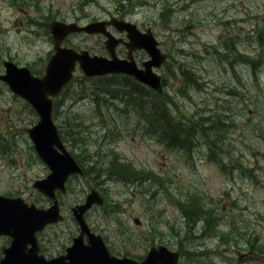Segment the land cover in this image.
<instances>
[{
  "label": "rangeland",
  "instance_id": "1",
  "mask_svg": "<svg viewBox=\"0 0 264 264\" xmlns=\"http://www.w3.org/2000/svg\"><path fill=\"white\" fill-rule=\"evenodd\" d=\"M139 1L142 6L121 7V11L129 18L151 22L156 29L165 32L163 41L169 45V59L163 70L166 89L162 99L175 105L183 115L212 116L221 122L223 128L216 126L212 120L208 126L215 131V135L210 136L203 129L202 134L214 139L218 147L219 140H224V147L231 153L227 156L230 160L226 162V168L234 169L236 164L240 167L241 173L236 179L240 185L221 174L208 180L211 172L206 162H199L198 157L194 160L197 162L195 167H187L172 153L145 138L141 124L132 118L128 119L125 134L110 135L109 139L117 142L110 150L114 153L110 159L111 166L101 167L103 156L93 153L102 143L97 134L99 127L94 126L98 119L84 121L111 115L112 108V116L121 118L123 123L126 117L132 115V110L137 111L131 105L114 107V104L101 101L92 104L86 98L88 92L80 89L84 82L78 70L72 81L78 88L69 90L72 98L67 102L68 119L62 123L61 130L67 148L77 160L79 158L89 164L91 176H100L105 181L107 199L104 211L90 213L89 220L95 229L98 230L97 226L104 229L102 234H106L110 249L116 253L140 256L149 244L166 242L181 252V264H253L240 262L238 255L235 252L232 255L229 248L212 253L218 250L217 247L212 248V241L201 242L202 239L196 238V235L209 233L210 228L203 219V207L214 202L216 206H224L225 218L215 221L213 228L223 233L225 243L239 244L240 251H244L250 248L253 241L252 228L259 227L258 233L264 234V182L251 186L246 181H240L241 178L249 180L251 176L254 179L264 176V0H133L129 4ZM120 3L121 0H0V15L3 16H0V32L12 27L15 14L26 18L28 11L22 9L24 5H31V16L45 11L46 15L52 13L78 21V16L85 17L90 12L115 11ZM19 8L20 11L17 10ZM254 28L260 36L249 40L248 34L256 33L252 31ZM21 37L24 39V33L15 34L12 30L0 33V40L10 45L12 52L16 51L14 47H17ZM79 38L72 41L78 43ZM39 47L35 40V50ZM39 53L38 49L35 54ZM183 57H187L202 75L198 86L185 81L186 78L177 69L180 64L178 58ZM222 59H225L224 64ZM234 85H238L242 93L231 91L229 87ZM244 86L246 88L242 89ZM74 95L78 97L74 98ZM243 101L245 103H240ZM61 110L58 107V112ZM226 119L229 123L225 122ZM83 126L90 131L87 137L94 145L86 147L78 144ZM250 136L251 140L248 139ZM16 139L24 149L13 145L15 163L0 166V193H19L42 205L44 199L30 182H23L24 178L20 175L24 173L34 179L41 177L45 174L44 165L34 156V161L26 170L27 143L21 130ZM3 141L1 149L8 154L9 148ZM237 147L247 148L246 153L252 158L237 161L234 155ZM119 154L131 160L130 166L122 161ZM189 154L185 153L181 159H187ZM248 163L254 165L253 171L248 168ZM226 174L236 176L237 172ZM130 176L133 180L128 179ZM150 176L149 183L147 178ZM220 186L224 188L223 193L219 192ZM235 191L239 193L237 200L233 198ZM66 198L69 202L78 198L74 179L69 183ZM69 216L67 209V217L60 227L46 228L40 234L45 251L57 250L70 243L77 230ZM134 217L138 218V224L133 222Z\"/></svg>",
  "mask_w": 264,
  "mask_h": 264
},
{
  "label": "water",
  "instance_id": "2",
  "mask_svg": "<svg viewBox=\"0 0 264 264\" xmlns=\"http://www.w3.org/2000/svg\"><path fill=\"white\" fill-rule=\"evenodd\" d=\"M103 24V22H102ZM120 28H126L134 40L133 30L128 23L119 22ZM56 46L63 36L73 31L101 32V22H89L77 25L74 22L51 23ZM145 37V36H144ZM141 45L150 52L152 59L144 63V69H138L132 60L118 62L95 56H89L86 51L79 53L73 48L58 49L47 66L43 78L28 76L25 79L10 81L11 88L27 98L40 115V121L28 130L37 155L48 166L50 172L46 177L35 180L33 185L48 197H54V189L65 191L64 183L72 173L82 174L81 168L73 157L63 148L57 130L50 120L51 102L47 94L56 93L70 78L75 62L87 75L104 74L107 72H124L133 75L136 79L146 83L158 92L161 91L159 76L152 72L151 66H158L164 59L157 49L155 42L142 40ZM54 146L62 150L59 153ZM92 203H102V199L95 190L86 196V202L72 207L75 220L81 227L79 236L73 238L72 244L67 247L65 255L46 259L39 255L35 232L42 229L48 222H55L62 216L54 203L48 208H37L33 204L27 205L20 198H6L0 196V233L12 236L10 248L0 264H176L178 251L170 250L165 245L151 246L146 256L137 261L129 257H116L109 253L101 236L89 232L88 225L83 217V210ZM79 208V213H78ZM134 218V222L137 223ZM89 236L88 244L82 241V234ZM27 243L31 244L27 248Z\"/></svg>",
  "mask_w": 264,
  "mask_h": 264
},
{
  "label": "flooded vegetation",
  "instance_id": "3",
  "mask_svg": "<svg viewBox=\"0 0 264 264\" xmlns=\"http://www.w3.org/2000/svg\"><path fill=\"white\" fill-rule=\"evenodd\" d=\"M29 5H26V7ZM49 16V15H48ZM107 15H103L102 17H98L97 20L105 19ZM24 16L20 17L19 22L25 23V34L33 38L34 35H37L38 41L43 43V45L39 48V51L41 54H38L37 57H35V52L31 49H26V51H22V46L25 43L23 40H19V43L17 47H14L16 51L12 52L11 51V46L1 42L0 43V75L5 73L6 70V62L10 61L15 63L18 66H25L28 67L29 70L33 74L41 75L44 72V67L45 64L50 57L52 53V47H53V40L50 34V29H49V20L47 21H42L38 20L37 23L35 22L34 16L30 18H25L23 19ZM108 30L117 38L123 37V34L118 33L113 27H108ZM79 37V36H78ZM67 39H64L62 41V45H65L67 43ZM87 48L92 52V53H97L101 55H106L109 56V52L106 48V45L104 44L103 37L100 35L95 36V39L89 43L86 44ZM45 47V48H43ZM114 53L118 57H126L127 55V49L124 46L122 42H119L115 47H114ZM132 54L136 60H139L141 58H146V54L143 50L135 49L132 51ZM54 118L58 119L59 122L63 118H65V94L63 91L59 92V95L54 97ZM0 161L5 162L7 161L6 153H4L1 149V137L4 135L3 133V124H5V127L7 128V125L10 124V128L13 126L14 123H19V122H33L36 118L35 112L22 100V98L12 94L7 85L0 80ZM240 103H245L240 102ZM240 103H237V105H240ZM57 104L59 106H57ZM158 104H161V102H158ZM58 107H60L62 110L58 112ZM56 112L58 114H56ZM163 117L159 116L157 118V122L162 123L163 122ZM4 128L5 133H9V130ZM163 133L165 136H170V132L164 130ZM3 142H7V140L4 139ZM78 144H80L78 142ZM32 148V147H31ZM33 153V149L32 151ZM95 154H103L104 156V161H103V166L109 168L111 166L110 159L114 154L110 151H105L104 153L99 150V148L96 147V150L93 151ZM93 153H86L88 155H93ZM27 160L26 164L29 165V158H32L29 151L27 150ZM19 160H21V150H19ZM183 163L187 167L196 166V163L193 159V157L189 154L187 159H181ZM22 163V162H21ZM78 164L84 169L86 172V175L84 177L78 176V203L84 202V196L82 197L83 193V180L87 177V165L83 163L79 158H78ZM121 166V164H119ZM23 181L28 182V178L24 179ZM135 181V180H134ZM105 181L102 183L99 182H92L91 185L97 189V191L102 195V197L105 199ZM91 185H87L86 187L92 188ZM219 192L223 193L224 188L222 186L219 187ZM56 195L58 197V205L61 210V212L64 215L65 219V211H64V205L65 202L63 201V197L58 191H56ZM50 202V201H49ZM98 210V207L96 205H93L90 209H88L84 213V218L88 222L90 229L94 232H98L96 229H94L93 224L90 222L88 219L90 213H93L94 211ZM58 224H53L49 226H55ZM205 230V229H204ZM196 238L202 239L201 242L205 241H212L211 243H214V234L211 230H209V233L203 236L196 235ZM1 239H4V241H7V238L4 236L0 237Z\"/></svg>",
  "mask_w": 264,
  "mask_h": 264
},
{
  "label": "trees",
  "instance_id": "4",
  "mask_svg": "<svg viewBox=\"0 0 264 264\" xmlns=\"http://www.w3.org/2000/svg\"><path fill=\"white\" fill-rule=\"evenodd\" d=\"M133 0H123V7H127V6H139L136 4H142L140 1L135 3V4H129V2H132ZM194 69L196 70V68L194 67ZM185 73H189L191 74L193 77H186L184 76L186 79L185 81L190 82L192 85L194 86H198L199 85V78L198 76H196V72L193 70H187V68L185 67L184 69ZM112 77H116V76H112ZM125 77V76H124ZM128 78V77H125ZM96 82H92L91 85V90L95 91V90H100L103 89L105 91H109L108 89L110 88L109 86H111L113 89V92H115V96L117 98H120V100L122 101H130L133 103L131 106L138 108H145L146 111L145 113H143L140 109H138L139 111H141L142 113H140V115H146L148 117H151L150 115H152V113L150 112L153 108V106L155 105V100L158 98V95L153 92L152 90L148 89V88H140V84L131 80V78H128L124 81H122V83H114L111 80H109L107 83L105 82H101L99 83L98 80L100 78H96ZM76 122L78 123V120H76ZM152 122L151 120H148V125H151ZM69 127L72 128V130H74L73 125L69 124ZM181 130H179L180 132ZM184 140L183 141H188L190 139V132L189 129L186 128L184 130Z\"/></svg>",
  "mask_w": 264,
  "mask_h": 264
},
{
  "label": "bare ground",
  "instance_id": "5",
  "mask_svg": "<svg viewBox=\"0 0 264 264\" xmlns=\"http://www.w3.org/2000/svg\"><path fill=\"white\" fill-rule=\"evenodd\" d=\"M249 37H252V38H256L257 36H260L257 32L254 34V33H249L248 34ZM10 65L14 66L15 68H17L18 70H25V71H28L29 68L28 67H25V66H18L16 65L15 63L13 62H10V61H7ZM157 76H159V81H160V85H161V88L163 90L166 89V77L160 73H157L156 74ZM112 82L118 84V83H122V81L126 80V78L124 76H116V77H113L110 79ZM229 106V105H228ZM168 131V130H166ZM113 154V153H112ZM101 239L105 245L106 248H111L110 245L108 244V241H107V238H106V235H103L101 236Z\"/></svg>",
  "mask_w": 264,
  "mask_h": 264
}]
</instances>
